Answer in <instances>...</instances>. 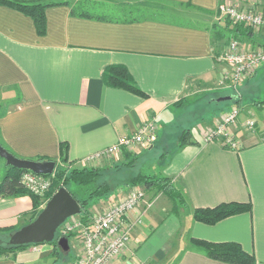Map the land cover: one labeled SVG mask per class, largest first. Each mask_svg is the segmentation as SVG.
<instances>
[{"label":"crops","instance_id":"crops-1","mask_svg":"<svg viewBox=\"0 0 264 264\" xmlns=\"http://www.w3.org/2000/svg\"><path fill=\"white\" fill-rule=\"evenodd\" d=\"M61 1L67 5L45 10L43 36L30 17L0 5V145L19 159L56 163L64 144L68 163L78 165L154 121L157 136L152 147L127 151L139 158L155 147L169 152L167 142L176 141L188 128L181 120L192 114L194 145L181 149L174 145L158 172L172 180L185 207L172 214L154 200L143 225L132 231L126 251L111 264H225L207 258L191 239L237 243L255 264H264V109L258 106L264 101L260 96L264 64L234 93L222 84L230 67L219 61L232 40L245 47H264V30H252L251 35L237 32L235 25L218 16V0ZM103 4L104 11H91ZM237 5L264 13V6L239 0ZM109 67L125 68L146 98L109 86ZM253 93L255 100L244 105V98ZM226 97L230 100L220 101ZM235 99L256 119L255 128L241 127L244 114L232 129L239 149L204 143L195 125L205 120L203 108L222 105L223 113ZM219 114L200 130L213 125ZM173 129L175 133L168 134ZM120 158L123 151L104 161ZM1 166L0 182L7 172L6 165ZM133 189L119 187L117 197L101 209ZM226 203L250 204L251 211L214 225L193 220V210ZM31 212L28 195L0 197V230L13 232L25 226ZM79 251L74 237L62 264H70ZM55 259L52 245L41 244L0 257V264H53Z\"/></svg>","mask_w":264,"mask_h":264},{"label":"built area","instance_id":"built-area-1","mask_svg":"<svg viewBox=\"0 0 264 264\" xmlns=\"http://www.w3.org/2000/svg\"><path fill=\"white\" fill-rule=\"evenodd\" d=\"M238 0H218L217 13L233 25H243L255 32L264 30V13L246 10L237 5ZM250 6H264V0H239ZM230 69L223 75L222 84L237 93L239 86L264 64V47H245L238 40H232L226 53L219 57ZM264 109V101L258 103ZM245 114L241 127L252 131L256 119L245 113L241 106L233 105L220 114L219 118L207 129L201 131L204 143H216L222 148L237 150L239 143L232 129ZM157 126L154 121L141 125L133 134L121 136L117 142L101 151L93 153L79 165L91 166L111 159L123 150L132 151L138 147H150L156 137ZM53 174L50 176L23 172L19 183L28 193L44 197L51 186ZM142 189H133L130 193L108 205L104 210L92 216L88 222L71 217L57 230L60 236L75 235L79 242L78 256L70 264H111L127 249L130 235L134 229L143 225L144 215L153 205L154 200L145 197Z\"/></svg>","mask_w":264,"mask_h":264},{"label":"trees","instance_id":"trees-1","mask_svg":"<svg viewBox=\"0 0 264 264\" xmlns=\"http://www.w3.org/2000/svg\"><path fill=\"white\" fill-rule=\"evenodd\" d=\"M0 5L6 6L30 17L33 21L37 34L39 36H43L45 34V10L50 7L67 5V3L61 0L42 2L0 0ZM72 14L74 15L75 13L72 11ZM235 27L237 28V32L242 31L247 35L252 34V30L244 27L243 25H235ZM106 74V82L112 88L127 91L140 98H146L145 93L137 87L125 68L109 67L106 70ZM233 103L234 105L239 106L240 100L235 99ZM177 145L179 149L186 145H194L190 131L188 129H182L177 139ZM151 150H153V148L148 151ZM164 154L166 155V153ZM164 154L160 155V157L163 158ZM135 158L136 157H134L132 153L123 150V160L127 161V165L125 166L126 168L121 169L122 171L119 170L120 172L118 171L116 173H111L106 171V169L101 168L71 167L73 165L68 163L67 146L61 144L59 147V161L56 162V164L61 163L69 167L67 169L57 168L53 172L51 186L48 192L45 194L44 200L48 201L58 189L65 188L68 193L78 202L80 206V213L78 216L80 217L82 223H86L91 218L90 209L98 202L106 200L114 191L115 185L113 182H111L112 179L123 183L121 184L123 186H128L130 188L136 186L142 187L146 193L156 192L163 195L172 204L171 213L178 214L179 209L185 207L186 203L182 194L174 188L171 179L159 174H148L140 170L135 176H130L128 180H125V175L122 174V172L128 171L129 169H135V165L139 162H142L141 157ZM6 169L7 172L0 182V197L28 195L32 200V212L31 219L29 221L30 223L40 213L39 209L43 201H41L37 196L28 193L21 187L19 179L21 174L26 171L17 170L9 166H6ZM72 187L74 190H71ZM117 187H120V185ZM250 211V204L226 203L220 204L211 209H195L193 210L192 216L195 222L205 225H214L228 217ZM11 233L12 231L0 230V234L6 235V242L0 244V257L14 256L16 252L23 250L26 247L32 246H9L7 241ZM58 237L59 236L56 235L55 240L51 243H48L52 245L53 256L56 258L53 264H62V261L65 258L64 252H62L57 246L56 240ZM64 237L68 240L69 245L70 240L75 236L73 234H69ZM190 243L193 247L203 251L207 258L214 261L225 264H255L253 256L245 253L237 243H209L195 239H191Z\"/></svg>","mask_w":264,"mask_h":264},{"label":"water","instance_id":"water-1","mask_svg":"<svg viewBox=\"0 0 264 264\" xmlns=\"http://www.w3.org/2000/svg\"><path fill=\"white\" fill-rule=\"evenodd\" d=\"M228 100H230L228 97L220 99V101ZM0 158L5 161L6 166L43 176L52 175L56 167L53 161L19 159L2 146H0ZM79 213L78 202L65 188H60L46 201L43 209L33 221L9 235L7 244L15 247L51 243L55 240L59 227L67 219L78 216ZM56 243L62 252L69 251L68 240L65 237H58Z\"/></svg>","mask_w":264,"mask_h":264},{"label":"rangeland","instance_id":"rangeland-1","mask_svg":"<svg viewBox=\"0 0 264 264\" xmlns=\"http://www.w3.org/2000/svg\"><path fill=\"white\" fill-rule=\"evenodd\" d=\"M106 5H98V6H95L93 8H91V11L93 13H100L101 11H104V9L102 8H105ZM108 11V10H107ZM147 12V11H146ZM148 14H150V12H147ZM146 13V14H147ZM146 15L145 13H134V15ZM260 96L261 98L264 97V79L262 80V83L260 85ZM240 87V86H239ZM231 94V93H230ZM256 93H253L252 96L250 97H245L244 100H243V104L244 105H248V104H251L250 102H253L254 97H255ZM221 107H224L222 105H217V106H214L213 108H211L210 110H207V109H204L203 108V111L202 113H204L206 116H204V122H198L196 123L195 125L197 126V128L202 129L205 125L207 124H211L212 122H209V118H211L213 115H217L220 113V108ZM201 113V112H200ZM198 112V114H200ZM221 114V113H220ZM219 114V115H220ZM194 115L192 114H188V115H185L184 118H182L181 120V124L184 125V126H188L187 129L190 130V132H192V129H193V126L191 125L193 122H194ZM199 124V125H198ZM175 129H173V131L171 130L170 132H168V134H171L173 135ZM156 136H157V133H156ZM156 139V137H155ZM169 147L166 149L168 150L169 152H172L173 150V146L176 145V147L178 146L177 145V140H173V138H170L169 141L167 142ZM175 148V147H174ZM169 152H162V148L161 146L158 148H153V150L151 151H148L147 153H145L144 155H141V161L142 162H139L137 163L135 166L136 168L135 169H129L128 171H124L122 172V174L125 175V180H128L130 176H135L137 174L138 171L142 170L143 172H153V173H158L160 172V170L162 169L163 167V162H167L168 159L170 158V153ZM166 153V155L164 154ZM163 155V158L160 157V155ZM169 154V155H168ZM143 156V157H142ZM139 157V158H140ZM136 159V158H135ZM104 161V160H103ZM126 160H122L121 158L120 159H117V160H109V161H104L102 162L99 166L98 165H91V166H81V165H73L71 167H77V168H82V167H91V168H98V169H106V171H109L111 173H116L118 172L119 170L122 171L121 169H124L126 168L125 166L127 165L126 164ZM164 162V163H165ZM0 165H2L1 167H3V169H5V161L3 159L0 158ZM69 166H66L64 164H61V163H57L56 164V167H55V170L57 168H61V169H67ZM119 171V172H120ZM3 170L2 168H0V176L2 177L3 176ZM151 174V173H150ZM159 174V173H158ZM123 175V176H124ZM161 175V174H159ZM162 176V175H161ZM111 182H113V184L115 185V188H114V191L109 195V197L106 199V200H102L100 202H98L95 206H93L91 209H90V213H91V217L92 216H95L97 215V213L101 212L102 210L104 209H101L104 202H107V201H110L111 199L113 198H116L117 196L115 194H118L117 192V189L120 185V189L123 188L124 186L121 185L123 183H120V182H117L115 180H112L111 179ZM126 182V181H125ZM119 184V185H118ZM117 187V188H116ZM71 188V187H70ZM131 188H136V189H142L144 190L142 187H131ZM116 189V190H115ZM71 190H74L73 187ZM145 197L147 199H150V200H158V203H157V207L160 208L161 205L163 204L164 205V208L166 211H170L172 212V204L170 203V201H168L163 195L159 194V193H156V192H151V193H146L145 194ZM42 202V205L40 206V209L39 211H41L46 203V201L44 200L45 199V196L44 197H38ZM117 200V199H116ZM112 204V203H111ZM181 210V209H179ZM186 213V212H185ZM76 217L75 219H78L80 220V217L79 216H74ZM31 219V213H30V216L29 218H27V223L26 225L29 223ZM21 227H19L20 229ZM18 230V229H17ZM57 236L60 237V233L57 232L56 233ZM75 236V235H74ZM6 242V235L5 234H0V244H3ZM71 253L73 254V251H71Z\"/></svg>","mask_w":264,"mask_h":264}]
</instances>
